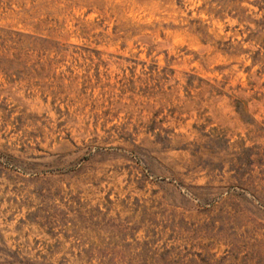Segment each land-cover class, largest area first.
Segmentation results:
<instances>
[{
	"label": "rangeland",
	"instance_id": "374dc122",
	"mask_svg": "<svg viewBox=\"0 0 264 264\" xmlns=\"http://www.w3.org/2000/svg\"><path fill=\"white\" fill-rule=\"evenodd\" d=\"M0 264H264V0H0Z\"/></svg>",
	"mask_w": 264,
	"mask_h": 264
}]
</instances>
